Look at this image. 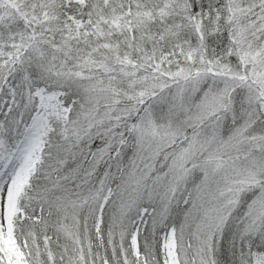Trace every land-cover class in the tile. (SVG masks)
Segmentation results:
<instances>
[{"label":"snow or ice","instance_id":"6c2138e0","mask_svg":"<svg viewBox=\"0 0 264 264\" xmlns=\"http://www.w3.org/2000/svg\"><path fill=\"white\" fill-rule=\"evenodd\" d=\"M0 264H264V0H0Z\"/></svg>","mask_w":264,"mask_h":264}]
</instances>
